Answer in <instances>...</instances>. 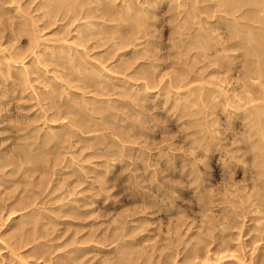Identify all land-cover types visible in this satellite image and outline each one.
<instances>
[{"label": "rangeland", "instance_id": "374dc122", "mask_svg": "<svg viewBox=\"0 0 264 264\" xmlns=\"http://www.w3.org/2000/svg\"><path fill=\"white\" fill-rule=\"evenodd\" d=\"M54 1L0 0V264H264V141L245 118H264V44L248 38L264 31L250 7L116 0L129 15L112 21L89 10L105 0Z\"/></svg>", "mask_w": 264, "mask_h": 264}, {"label": "bare ground", "instance_id": "6f19581e", "mask_svg": "<svg viewBox=\"0 0 264 264\" xmlns=\"http://www.w3.org/2000/svg\"><path fill=\"white\" fill-rule=\"evenodd\" d=\"M51 1H53V0H51ZM57 1H58V2H57L56 4L60 3V4H58V5H61V7H58V8H62V5H63V6L66 5V7H67V5L69 4L67 0H62V1L60 0L61 2H60L59 0H57ZM83 1H88L87 3H89V1L95 3V2H94L95 0H93V1H91V0H83ZM96 1H97V0H96ZM101 1H102V0H100V2H101ZM115 1H116V0H105V2L102 1L103 3L101 2V3L99 4V0H98V2L95 3V4H99L97 8H96V7H95V8H91V7H93L92 5H91V7L89 6L88 8H91V9H89L90 12H91V11H94V10H96V11L99 12V10H100V11L102 12L103 16L101 15V12H100L99 14H100V16L103 17V18H104V15H106V17H107V16H108V17H113V15H115V14L117 13V11L119 10V9L116 10V4H115ZM126 1H127V0H126ZM148 1L151 2V0H148ZM180 1H181V0H180ZM219 1H220V0H219ZM219 1H218V2H219ZM224 1L227 2V4H224V5H225V6L227 5L226 7L229 9L228 11H231V12H232L233 10H234V11H235V10L238 11L239 9L242 10V9H244L245 6L250 7V9L248 10V14H247V15H249L248 17H249L250 19H252L250 23H252V22L255 21V20L260 21V22L262 23V25H258V24H256V25H257V27H258L259 30L264 31V15H263V14H264V0H224ZM55 2H56V0L54 1V3H55ZM71 2H73V1L71 0ZM116 2H117V1H116ZM122 2H123V1H122ZM122 2H121V5H123ZM129 2H130V1H129ZM129 2H128V5H129ZM220 2H223V0H221ZM67 3H68V4H67ZM75 3H76V2H75ZM77 3H78V2H77ZM77 3H76V4H77ZM124 3H125V2H124ZM141 3H142V2H141ZM155 3H156V2H155ZM178 3H179V2H178ZM181 3H182V2H181ZM51 4H52V3H51ZM78 4H79V3H78ZM78 4H77V5H78ZM118 4H119V3H118ZM143 4H145V3H143ZM156 4H157V3H156ZM184 4H185V3H184ZM54 5H55V4H54ZM58 5H57V6H58ZM74 5H75V4H74ZM79 5H80V4H79ZM88 5H89V4H88ZM93 5H94V4H93ZM128 5L126 4L125 6H124V5H123V6L126 7V6H128ZM130 5H131V4H130ZM132 5H133V4H132ZM179 5H180V3H179ZM221 5H222V4H221ZM221 5L219 4L220 7H221ZM57 6H54V7H57ZM123 6H122V7H123ZM133 6H134V5H133ZM133 6H129V8H130V7L134 8ZM222 6H223V5H222ZM54 7L52 8V10L54 9ZM68 7H69V6H68ZM117 7H120V5L117 6ZM181 7H182V6H181ZM248 7H247V8H248ZM78 8H79V7H78ZM81 8H82V7H81ZM88 8L86 9L87 12H89V11H88ZM132 8H130V9H132ZM71 9L74 10V8H72V7H71ZM137 9H138V8H137ZM146 9H147V8H146ZM225 9H226V8H225ZM237 9H238V10H237ZM55 10H56V9H55ZM64 10H65V9H64ZM68 10H70V7H69ZM86 10H85V13H87ZM133 10H134V9H133ZM142 10H143V9H142ZM147 10H148V9H147ZM50 11H51V10H50ZM53 11H54V10H53ZM119 11H121V10H119ZM119 11H118V12H119ZM122 11H123V10H122ZM122 11H121V12H122ZM126 11H127V10H126ZM224 11H225V10H224ZM244 11H245V10H244ZM64 12H66V11H64ZM68 12H70V11H68ZM73 12H76V11H73ZM115 12H116V13H115ZM123 12H124V11H123ZM131 12H132V11H131ZM181 12H182V11H181ZM50 13H51V12H50ZM52 13H54V12H52ZM77 13H78V12H77ZM93 13H97V12L94 11ZM124 13L127 14L126 12H124ZM128 13H129V12H128ZM236 13H237V12H236ZM236 13L234 12V14H236ZM88 14H89V13H88ZM91 14H92V13H91ZM99 14H98V15H99ZM133 14H134V13H133ZM234 14H233V16H234ZM240 14H241V13H240ZM243 14L245 15V13H243ZM116 15L119 16L118 14H116ZM128 15H129V14H127L126 16H128ZM229 15H230V12H229ZM244 15H242V16L245 17ZM247 15H246V16H247ZM121 16H123V15H121ZM121 16H119V17H121ZM126 16H125V17H126ZM131 16H132V14L130 15V19H131V18H135L134 16H136V15H133V17H131ZM108 17H107V18H108ZM119 17H118V20H120V19L122 18V17H121V18L119 19ZM123 17H124V16H123ZM136 17H137V16H136ZM141 17H143V16H141ZM224 17H225V16H224ZM226 17H227V16H226ZM231 17H232V16H231ZM234 17H235V16H234ZM236 17H237V16H236ZM243 17H240V20H241V21H242L241 18H243ZM77 18H79V17H77ZM83 18H84V17H83ZM103 18H102V19H103ZM114 18H115V17H113V20H112V21H114V20L117 19V18H115V19H114ZM232 18H233V17H232ZM91 19L93 20V18H91ZM108 19H109V18H108ZM110 19H111V18H110ZM124 19H127V20H128V18H124ZM124 19H123V21H124ZM135 19H136V18H135ZM142 19H143V18H142ZM224 19L231 20V22H232L231 27L234 28V25H233V24L235 23V22H234V19H237V20H235V21H238L239 17H238V18H234V19H231V18H230V19H229V18H224ZM89 20H90V19H89ZM121 20H122V19H121ZM137 20H138V19H137ZM228 20H227V21L225 20V23L228 22ZM232 20H233V21H232ZM84 21H85V20H84ZM108 21H111V20H108ZM138 21H140V20H138ZM223 21H224V20H223ZM245 21H247V20L244 19L242 22H244V24H245ZM136 22H137V21H136ZM110 23H112V22H110ZM125 23H126V22H125ZM133 23H135V22H133ZM137 23H138V22H137ZM137 23H136V24H137ZM239 23L241 24L240 21H239ZM239 23H238V24H239ZM246 23L248 24L249 22H246ZM86 24H89V23L86 22ZM86 24H84V25H86ZM93 24H94V23H93ZM131 24H132V22H131ZM138 24H139V23H138ZM220 24H221V23H220ZM240 24H239V25H240ZM244 24H241V26H242V27H241V30H242ZM253 24H254V23H253ZM89 25H90V24H89ZM91 25H92V24H91ZM97 25H98V24H97ZM99 25H100V24H99ZM109 25H110V24H109ZM118 25H119V24H118ZM127 25H129V26H127V27H130V26H131V25L128 24V23H127ZM132 25H133V24H132ZM134 25H135V24H134ZM145 25H148V24H145ZM232 25H233V26H232ZM245 25H246V24H245ZM106 26H107V25H106ZM110 26H111V25H110ZM122 26H123V24L120 26L121 29H120L119 31H121V30L123 31L124 29H126V31H128V30H127V27H125V26L122 27ZM236 26H238V25H237V22H236ZM236 26H235V28H237ZM248 26H249V25H247V27H248ZM250 26H253V27H254L255 25H251V24H250ZM259 26H260V27H259ZM82 27H83V26L81 25V28H82ZM88 27H90V26H88ZM88 27H87V28H88ZM95 27H97V26H95ZM111 27H112V26H111ZM114 27H115V26H114ZM137 27H139V26L137 25ZM180 27H181V26H180ZM253 27H251V28L253 29ZM79 28H80V27H79ZM79 28H78V29H79ZM83 28H84V27H83ZM132 28H134V27L132 26ZM239 28H240V26H239ZM88 29H89V28H88ZM117 29H118V28H117ZM117 29H115V31H116ZM128 29H130V28H128ZM134 29H135L136 31L138 30L137 32H139V29H136V28H134ZM134 29H133V30H134ZM142 29H143V28H142ZM148 29H149V28H148ZM244 29H245V28H244ZM258 29L256 28L255 30H258ZM80 30H81V29H80ZM108 30H110V29H108ZM131 30H132V29H131ZM144 30H145V29H144ZM174 30H175V29H174ZM233 30H234V29H233ZM235 30H237V31H235V32H237V33H235V34H239V32H238V28L235 29ZM241 30H239V31H241ZM102 31H103V30H102ZM105 31H106V30H104V32H105ZM124 31H125V30H124ZM129 31H130V30H129ZM141 31H142V30H141ZM141 31H140V32H141ZM179 31H180V30H179ZM245 31H246V30H245ZM262 31H261V33H262ZM89 32H90V30H89ZM104 32H103V33H104ZM132 32L135 33V31H132ZM143 32H144V31H143ZM149 32H150V31H149ZM149 32L147 31V34H148ZM176 32H177V31H176ZM250 32H251V36L248 37V38H250V39H252V40H255V41H252V42H255V43H252L253 45L256 44V42H258V43H260V44H262V43L264 44V33H263V34H259L258 31H256V32H258V33H255L254 30H251ZM78 33H79V32H78ZM80 33H81V32H80ZM80 33H79V34H80ZM83 33H84V32H83ZM85 33H86V32H85ZM99 33H100V32H99ZM103 33H102V34H103ZM105 33H107V32H105ZM110 33H113V32L111 31ZM114 33L116 34L117 31L114 32ZM133 33H132V34H133ZM182 33H183V32H182ZM242 33H244V32L241 31L240 34H242ZM246 33H247V32H246ZM252 33H253V34H252ZM91 34H93V33H91ZM91 34H90V35H91ZM115 34H114V35H115ZM132 34L130 35V32L128 33V35H130V39H132V38H131ZM138 34H139V33H138ZM138 34H137V35H138ZM142 34H143V33H142ZM147 34H146V35H147ZM180 34H181V33H180ZM203 34H204V33H203ZM205 34H207V32H206ZM208 34L210 35V33H208ZM231 34H233V33H231ZM231 34H230V35H231ZM104 35H106V34H104ZM108 35H109V34H108ZM117 35H118V37H117ZM117 35H116V37H115L116 39H117V38H120V36H122L121 34L119 35V32L117 33ZM126 35H127V33H126ZM126 35H125V36H126ZM144 35H145V34H144ZM146 35H145V36H146ZM199 35H200V34H199ZM209 35H208V36H209ZM247 35H248V34H247ZM84 36H86V34H85ZM111 36H112V37H110V38H113V39H114V36H113L112 34H111ZM133 36H134V35H133ZM201 36L203 37L204 35H202V33H201ZM232 36H233V35H232ZM245 36H246V34H245ZM245 36H244V37H245ZM108 37H109V36H108ZM123 37H124V34H123ZM140 37H141V36H140ZM197 37H198V36H197ZM202 37H201V38H202ZM206 37H207V35H206ZM233 37H234V36H233ZM237 37H239V38H238V39H239L238 41H240L241 37H243V34H242V36H237ZM121 38H122V37H121ZM128 38H129V37H128ZM134 38L136 39V37H134ZM105 39H106V37H105ZM125 39H126V37H125ZM130 39H129V40H130ZM137 39H138V38H137ZM139 39H140V38H139ZM203 39H205V38H203ZM235 39H236V36H235ZM246 39H247V36L245 37V39L243 38V39H241V40H244V41L246 42ZM82 40H83V39H82ZM122 40H123V39H122ZM127 40H128V39H127ZM127 40H126V41H127ZM199 40H200V39H199ZM208 40L211 41L210 38H209ZM236 40H237V39H236ZM248 40H249V39H248ZM124 41H125V40H124ZM124 41H121V42H123V43H127V42H124ZM135 41H136V40H134L133 42H135ZM201 41H202V40H201ZM212 41H214V40H212ZM238 41H234V42H236V45H235L234 42H233L234 46H237V44H240V45H241V43H238ZM249 41H250V40H249ZM129 42H130V41H129ZM129 42H128L127 44H125V45L128 46V44H130ZM133 42H131L130 45L134 44ZM205 42H207V41H205ZM242 42H243V41H242ZM245 42H244L243 44L246 45L248 42H246V43H245ZM41 43H42V42H41ZM123 43H122V46L124 45ZM197 43H198V42H197ZM200 43H201V42H199V44H200ZM209 43H211V42H209ZM216 43H217V42H216ZM249 43H251V42H249ZM258 43H257V44H258ZM138 44H139V43H138ZM202 44H203V43H202ZM206 44H207V43H206ZM206 44H205V45H206ZM212 44H213V42H212ZM212 44H210V46H212V47H216V44H215V43H214L215 45H214V44L212 45ZM217 44H218V43H217ZM257 44H256V45H257ZM73 45H75V44H73ZM205 45H203V46H205ZM218 45H219V44H218ZM247 45H248V44H247ZM119 46H120V44H119ZM122 46H121V47H122ZM136 46H138V45H136ZM207 46H208V45H207ZM230 46H231V45H230ZM243 46H244V45H243ZM250 46H251V44H250ZM258 46H259V45H258ZM258 46H257V48H259ZM262 46H263V45H262ZM69 47H71V46H69ZM72 47H73V46H72ZM219 47H220V46H219ZM238 47H239V46H238ZM244 47H247V46H244ZM252 47H254V46H252ZM260 47H261V45H260ZM147 48H148V47H147ZM200 48H201V46H200ZM204 48H205V47H204ZM204 48H203V49L201 48V49L204 50V52H206ZM208 48L210 49V47H208ZM240 48H242V47L240 46ZM247 48H248V47H247ZM255 48H256V46H255ZM262 48H263V47H261L260 49H262ZM219 49H220V48H219ZM225 49H226V48H225ZM227 49H228V48H227ZM245 49H246V48H245ZM248 49H249V48H248ZM70 50H71V48H70ZM134 50H135V49H134ZM134 50H133V51H134ZM206 50H207V47H206ZM241 50L243 51V49H241ZM246 50H247V49H246ZM246 50H244V51H246ZM249 50H250V49H249ZM249 50H247V51L250 52ZM253 50H254V48H253ZM207 51H208V50H207ZM219 51H220V50H219ZM226 51H227V50H226ZM251 51H252V48H251ZM259 51H260V50H259ZM51 52H54V50L51 51ZM51 52H50V53H51ZM63 52H64V51H63ZM260 52H261V51H260ZM260 52H258V53L260 54ZM65 53H66V55H67V52H66V51H65ZM244 53H246V52H244ZM253 53H254V52L252 51V54H253ZM262 53H263V52H262ZM48 54H49V53H48ZM53 54H54V53H53ZM55 54H56V53H55ZM62 54H63V53H62ZM69 54H70V53H69ZM248 54H251V52L248 53ZM252 54H251V55H252ZM255 55H256V53H255ZM263 55H264V54H263ZM57 56H58V55H57ZM70 56H71V55H70ZM70 56H69V57H70ZM123 56H124V55H123ZM238 56H239V55H238ZM247 56H249V55H247ZM253 56H254V54H253ZM258 56H259V55H258ZM260 56L262 57V54H261ZM60 57H61V56H60ZM63 57H64V56H63ZM67 57H68V56H67ZM67 57H66V58H67ZM241 57H242V56H241ZM243 57H244V56H243ZM254 57H257V56H254ZM254 57H252V58H254ZM261 57H260V58H261ZM56 58H57V57H56ZM64 58H65V57H64ZM72 58H73V56H72ZM124 58H125V57H124ZM124 58H123V60H124ZM249 58H250V59H249ZM68 59H69V58H68ZM70 59H71V58H70ZM121 59H122V57H121ZM248 59H249V60H253V59H251L250 56L248 57ZM255 59L257 60V58H254V60H255ZM262 59L264 60V57H263ZM73 60H74V58H73ZM73 60H72V61H73ZM126 60L128 61L129 59L126 58ZM256 60H255L254 62H257ZM69 61H70V63H71V60H69ZM81 61H83V60H81ZM120 61H121V60H120ZM246 61H247V60H246ZM75 62H76V61H75ZM85 62H86V61H84V63H85ZM95 62H96V61H95ZM125 62H126V61H125ZM125 62H124V63H125ZM247 62H248V61H247ZM259 62H260V61H259ZM81 63H83V62H81ZM87 63H88V62H87ZM98 63H99V62H98ZM248 63H249V62H248ZM252 63H253V62H252ZM74 64H75V63H74ZM74 64H73V65H74ZM78 64H79V63H78ZM78 64H77V65H78ZM85 64H86V63H85ZM92 64H93V63H92ZM94 64H95V63H94ZM101 64H102V63H101ZM259 64H260V63H259ZM86 65H87V64H86ZM102 65H103V64H102ZM124 65H125V64H124ZM127 65H128V64H127ZM247 65H248V64H247ZM247 65H246V66H247ZM254 65H255V64H254ZM257 65H258V63H257ZM257 65H256V66H257ZM261 65H263V64L261 63ZM20 66H21V65H20ZM20 66H19V67H20ZM78 66H80V65H78ZM78 66H77V67H78ZM248 66H249V65H248ZM256 66H255V67H256ZM70 67H71V66H70ZM90 67H91V66H90ZM97 67H98V66H97ZM126 67H127V66H126ZM249 67L251 68V65H250ZM82 68L85 69L86 67H82ZM82 68H81V69H82ZM93 68H94V67H93ZM95 68H96V67H95ZM128 68H130V66H129ZM18 69H19V68H18ZM21 69H22V68H21ZM99 69H100V67H99ZM108 69H109V68H108ZM247 69H248V68H247ZM253 69H255V68L252 67V70H253ZM259 69H260V67H259ZM259 69H256V70H257V74H258V70H259ZM261 69H263L262 66H261ZM19 70H20V69H19ZM97 70H98V68L96 69V72H97ZM111 70H112V69H111ZM91 71H92V70H91ZM105 71H106V70H105ZM124 71H125V70H124ZM249 71H250V70H249ZM259 71H260V70H259ZM86 72H87V71H85V73H86ZM92 72H93V71H92ZM98 72L100 73V71H98ZM102 72H103V71H102ZM107 72H110V71H107ZM247 72H248V70H247ZM78 73H79V72H78ZM80 73H81V72H80ZM111 73H113V72H111ZM248 73H250V72H248ZM248 73H247V74H248ZM261 73H263V70H262V72L259 73V74H260V77H262V76H261ZM95 74H97V73H95ZM145 74H146V73H145ZM251 74L253 75V74H254V71H253V72L251 71V73H250L249 75L251 76ZM263 74H264V73H263ZM80 75H82V74H80ZM117 75H119V74H117ZM245 75H246V73H245ZM91 76H92V75H91ZM96 76H98V75H96ZM96 76H94V77H96ZM114 76H115V75H114ZM263 76H264V75H263ZM76 77H77V76H76ZM84 77H85V76H84ZM105 77H106V76H105ZM109 77H110V76H109ZM121 77H122V76H121ZM247 77H248V76H247ZM253 77H254V76H253ZM255 77H256V76H255ZM106 78H107V77H106ZM112 78H113V77H112ZM123 78H124V77H123ZM127 78H128V77H127ZM258 78H259V76H258ZM80 79H81V77H80ZM84 79H85V78H84ZM84 79H83V80H84ZM90 79H91V77H90ZM248 79H251V78H248ZM252 79H253V78H252ZM85 80H86V79H85ZM92 80H94V79L92 78L90 81L92 82ZM78 81H79V80H78ZM90 81H89V83H90ZM118 81H120V79H118ZM124 81H125V79H124ZM103 82H105V81H103ZM114 82H115V81H114ZM134 82H135V81H134ZM96 83H97V82H96ZM96 83H95V84H96ZM83 84H84V82H83ZM131 84H132V83H131ZM146 84L148 85V83H146ZM255 84H256V83H255ZM255 84H253V85H255ZM85 85H89V84H85ZM144 85H145V84H144ZM147 85H146V87H147ZM251 85H252V84H251ZM253 85H252V86H253ZM256 85H257V84H256ZM258 85H259V84H258ZM261 85H262V84H261ZM69 86H71V85H69ZM82 86H84V85H82ZM89 86H90V87H91V86H94V82H93V85H89ZM98 86H99V85H98ZM109 86H110V85H109ZM109 86H108V87H109ZM142 86H143V85H142ZM85 87H86V86H85ZM85 87H83V88H85ZM148 87H149V86H148ZM248 87H250V86L248 85ZM259 87H260V86H259ZM75 88H77V87H75ZM88 88H89V87H88ZM104 88H106V87H104ZM122 88H123V87H122ZM125 88H126V87H125ZM132 88H134V87H132ZM97 89H98V87H97ZM101 89H102V87H101ZM107 89H108V88H107ZM107 89H106V90H107ZM192 89H193V88H192ZM249 89H250V88H249ZM255 89H256V87H255ZM259 89H260V88H259ZM262 89H263V88H262ZM75 90H76V89H75ZM93 90H94V89H93ZM136 90H137V89H136ZM140 90H141V89H140ZM195 90H196V89H195ZM251 90H252V89H251ZM102 91L104 92V90H102ZM126 91H127V90H126ZM131 91H132V90H131ZM193 91H194V90H193ZM193 91H192V92H193ZM249 91H250V90H249ZM108 92H109V90H108ZM97 93H98V92H97ZM100 93H101V92H100ZM109 93H110V92H109ZM109 93H108V94H109ZM121 93H122V92H121ZM190 93H191V92H190ZM207 93H208V92H207ZM221 93H222V92H221ZM250 93H251V92H250ZM105 94H106V93H105ZM108 94H107V95H108ZM127 94H128V92H127ZM142 94H143V93H142ZM179 94H180V93H179ZM205 94H206V93H205ZM253 94H255V93H253ZM257 94H260V93H257ZM257 94H256V96H258ZM261 94H262V93H261ZM101 95H102V94H101ZM123 95H125V94H123ZM133 95H134V94H133ZM177 95H178V94H177ZM181 95H182V94H181ZM209 95H211V94H209ZM262 95H263V94H262ZM262 95H261V96H262ZM83 96H84V95H83ZM137 96H138V95H137ZM137 96H136V97H137ZM183 96H184V95H183ZM204 96H205V95H204ZM222 96H223V95H222ZM224 96H225V95H224ZM236 96H237V95H236ZM247 96H248V95H247ZM84 97H85V96H84ZM180 97H181V96H180ZM201 97L203 98V96H201ZM208 97H209V96H208ZM212 97H213V95H212ZM254 97H255V96H254ZM254 97H253V100H254ZM92 98H93V96H92ZM178 98H179V97H178ZM245 98H246V97H245ZM250 98H252V96L249 97V99H250ZM262 98H264V97H262ZM94 99H95V98H94ZM94 99H93V100H94ZM133 99H134V98H133ZM139 99H140V98H139ZM194 99H195V98H194ZM212 99H213V98H212ZM241 99H242V98H241ZM246 99H247V98H246ZM255 99H256V97H255ZM257 99H258V98H257ZM259 99H260V98H259ZM259 99H258V100H259ZM112 100H113V99H112ZM136 100H137V99H136ZM136 100H135V101H136ZM182 100H183V99H182ZM187 100H188V99H187ZM187 100H186V101H187ZM204 100L206 101V99H204ZM253 100H251L250 102L253 103V105H254V102H256L257 100L254 101V102H253ZM260 100H261V99H260ZM186 101H184V102H186ZM194 101H195V100H194ZM210 101H211V100H210ZM230 101H231V99H230ZM263 101H264V100H263ZM114 102H115V101H114ZM232 102H233V101H232ZM104 103H105V102H104ZM107 103H108V102H107ZM187 103H189V102H187ZM192 103H195V102H192ZM204 103H205V102H204ZM241 103H243V102H241ZM263 103H264V102H263ZM263 103H262V104H263ZM85 104H88V102L85 103ZM102 104H103V103H102ZM183 104H184V103H183ZM197 104H198V102H197ZM237 104H238V103H237ZM88 105H89V104H88ZM109 105H110V104H109ZM231 105H232V104H231ZM247 105H248V103H247ZM253 105H252V106H253ZM255 105H256V104H255ZM255 105H254V106H255ZM258 105H260V103H259ZM85 106H86V105H85ZM97 106H98V105H97ZM106 106H107V104H106ZM111 106H113V105H111ZM182 106H183V105H182ZM240 106H241V104H240ZM245 106H246V105H245ZM256 106H257V105H256ZM260 106H262V105H260ZM107 107H108V106H107ZM179 107H181V106H179ZM183 107H184V106H183ZM183 107H182V108H183ZM99 108H100V105H99ZM114 108H115V107H114ZM258 108H260V107H258ZM258 108L255 107L254 110L256 111V109H258ZM263 108H264V107H262L261 109L263 110ZM261 109H260L259 111H261ZM100 110H101V109H100ZM108 110H109V109H108ZM195 110H196V109H195ZM197 110H198V109H197ZM200 110H201V109H200ZM246 110H247V109H246ZM248 110H250V107H249ZM248 110H247V111H248ZM95 111H96V109H95ZM104 111H105V110H104ZM113 111H114V110H113ZM115 111H116V110H115ZM259 111H256V115L258 114L257 112H259ZM71 112H72V111H71ZM92 112H93V111H92ZM100 112L102 113L103 111H100ZM177 112H179V111H177ZM189 112H190V111H189ZM189 112H188V113H189ZM234 112H235V111H234ZM237 112H238V111H237ZM243 112H244V111H243ZM249 112L251 113V110H250ZM249 112H248V114H249ZM263 112H264V111H263ZM68 113H69V112H68ZM80 113H81V112H80ZM96 113H97V111H96ZM104 113H105V112H104ZM111 113H112V112H111ZM179 113H180V112H179ZM181 113H184V112L181 111ZM201 113H202V111H201ZM244 113H245V112H244ZM246 113H247V112H246ZM259 113H260V112H259ZM83 114H84V113H83ZM90 114L92 115L93 113H90ZM90 114H89V116H90ZM108 114H109V112H108ZM189 114H190V113H189ZM193 114H195V113H193ZM198 114H199V111H198ZM263 114H264V113H263ZM64 115H65V114H64ZM242 115H243V114H242ZM250 115H251V114H250ZM252 115H253V114H252ZM252 115H251V116H252ZM258 115H259V114H258ZM258 115H257V117H256V116L254 117V115H253L252 117H251V116L248 117L249 115H248L247 117H245V116H244V117H245L246 119H247V118L249 119V120H248V121H250V122H249V126H251L250 123L252 124V128L250 129L251 131L254 130V129H253V126H255V125H256V127H258V126L260 127L258 130L255 128L256 131L254 130V132L249 133V136H250V134H251L250 137H253V136L256 135V134H257L256 136H258V134H259V136H261V134H262L263 137H261V141L263 142L264 139L262 140V138H264V132H263V131H264V118L259 117V116H262L261 113H260L259 116H258ZM85 116H86V115H85ZM113 116H114V115H113ZM178 116H180V115H178ZM181 116H182V115H181ZM184 116H185V115H184ZM186 116H187V114H186ZM191 116H192V115H191ZM193 116H194V115H193ZM83 117H84V116H83ZM201 117H202V116H201ZM201 117H200V118H201ZM253 117H254V118H253ZM84 118H86V117H84ZM88 118H89V117H88ZM192 118H193V117H192ZM198 118H199V117H198ZM200 118H199V120H200ZM204 118H205V117H204ZM83 120H84V119H83ZM199 120H198V121H199ZM202 120H203V119H202ZM202 120H200V122H201ZM76 121H77V120H76ZM86 121H87V120H86ZM91 121H92V120H91ZM91 121L89 120V122H91ZM192 121H195V120H192ZM198 121H197V122H198ZM72 122H73V120H72ZM74 122H75V121H74ZM74 122H73V123H74ZM83 122H84V121H83ZM190 122H191V121H190ZM75 123H76V122H75ZM86 123H88V122H86ZM86 123H85V126L82 125V124H80V125H82V126L85 127V128L82 127L83 129H86V127H87V126H86ZM103 123H104V122H103ZM198 123H199V122H198ZM244 123H245V122H244ZM67 124H68V123H67ZM89 124H90V123H89ZM95 124H96V123H95ZM100 124H101V123H100ZM100 124H99V125H100ZM257 124H258V126H257ZM260 124H261L262 126H260ZM71 125H72V124H71ZM74 125L76 126V124H74ZM195 125H196V124H195ZM204 125H205V124H204ZM51 126L54 127L53 125H51ZM63 126H64V125H63ZM92 126H94V125H92ZM97 126H98V125H97ZM198 126H200V125L198 124ZM201 126H202V125H201ZM201 126H200V127H201ZM249 126H248L247 128H245V129L249 130V128H250ZM196 127H197V126H196ZM54 128H55V127H54ZM54 128H53V129H54ZM62 128H63V127H62ZM67 128H68V127H67ZM69 128H70V127H69ZM76 128H77V127H76ZM80 128H81V126H80ZM204 128H205V127H204ZM204 128H203V129H204ZM51 129H52V128H51ZM57 129H59V128H57ZM63 129H64V133H65V128H63ZM73 129H74V126H73ZM88 129H89V128H88ZM49 130H50V129H49ZM55 130H56V129H55ZM55 130H54V134H53L55 137H61V136L64 134V133H61V134H62L61 136H60V135L57 136V135H55V134L57 133V130H56V133H55ZM69 130H70V129H69ZM80 130H81V129H80ZM91 130H92V129H91ZM204 130H205V129H204ZM45 131H46V130H45ZM58 131H59V130H58ZM76 131H77V130H76ZM87 131H89V130H87ZM79 132H80V131H79ZM244 132H246V131H244ZM247 132H249V131H247ZM262 132H263V133H262ZM71 133H72V130H71ZM71 133H70V134H71ZM260 133H261V134H260ZM45 134H46V136H44V137H48V136H50V135H49L50 132H48V135H47V133H45ZM66 134H67V133H66ZM66 134L64 135L65 137H66ZM78 134H79V133H78ZM196 134H197V131H196ZM200 134H201V130H200ZM246 134L248 135V133H246ZM73 135H74V133H73ZM75 135H76V134H75ZM75 135H74V136H75ZM64 136H62V137H64ZM80 136H81V134H80ZM202 136H203V134H202ZM256 136H255V137H256ZM259 136H258V137H259ZM41 137H42V136H41ZM200 137H201V136H200ZM250 137H248V138H250ZM258 137H256V138H257V141L260 139V137H259V139H258ZM48 138H51V137H48ZM52 138H54V137H52ZM202 138H204V137H202ZM202 138H200V139H202ZM248 138H247V139H248ZM42 139H43V138H42ZM44 139H46V138H44ZM44 139H43V140H44ZM243 139H244V138H243ZM50 140H51V139H50ZM57 140H58V139H57ZM57 140H56V141H57ZM244 140H245V139H244ZM249 140H250V139H249ZM251 140H253V139L251 138ZM251 140H250V141H251ZM47 141H48V140H47ZM47 141H46V142H47ZM242 141H243V140H242ZM254 141H255V140H253L252 142H254ZM257 141L254 142V145H255V144H259V145L261 144L259 141H258V142H257ZM49 142H50V141H49ZM252 142H251L250 144H252ZM247 143H248V142H246V144H247ZM263 143H264V142H263ZM47 144H48V143H47ZM41 145H42V144H41ZM263 145H264V144H263ZM53 146H54V144H53ZM53 146H52V147H53ZM239 146H240V145H239ZM252 146H253V145H252ZM252 146H251V147H252ZM257 146H258V145H257ZM253 147L255 148V146H253ZM240 148H241V147H240ZM262 148L264 149V146H263ZM247 149H248V148H247ZM263 149H261V150H263ZM256 150H257V149H256ZM256 150H255V151H256ZM256 152H257V151H256ZM258 152L261 153L262 151L260 152V149H259ZM22 153H23V152H22ZM25 153H26V152H25ZM259 153H258V154H259ZM28 154H29V153H28ZM254 154H256V153H253V155H254ZM258 154H257V155H258ZM263 154H264V152H263ZM21 155H22V154H21ZM30 155H31V154H30ZM257 155H256V156H257ZM260 155H261V154H260ZM260 155H258V156H260ZM18 156H19V155H18ZM37 156H38V155H37ZM256 156H255V157H256ZM262 156H263V155H262ZM262 156H261V159H262ZM118 157H119V156H118ZM26 158H27V157H26ZM32 158H33V157H32ZM34 158H35V157H34ZM28 159H29V158H28ZM30 159H31V158H30ZM35 159H36V158H35ZM40 159H41V157H40ZM117 159H118V158H117ZM259 159H260V158H259ZM31 160H32V159H31ZM36 161H38V160H36ZM114 161H115V160H114ZM261 162H263V161H261ZM261 162H260V163H261ZM258 163H259V162H258ZM260 163H259V164H260ZM262 165H263V164H262ZM258 167H259V166H258ZM262 167H264V166H262ZM259 168H260V167H259ZM263 170H264V169H263ZM260 171H261V169H260ZM260 171H259V172H260ZM259 174L262 175L261 173H259ZM263 175H264V174H263ZM260 196H261V195H260ZM260 198H261V197H260Z\"/></svg>", "mask_w": 264, "mask_h": 264}]
</instances>
